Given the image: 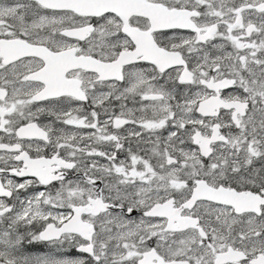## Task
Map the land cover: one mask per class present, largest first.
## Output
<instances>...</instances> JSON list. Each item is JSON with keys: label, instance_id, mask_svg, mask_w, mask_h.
<instances>
[{"label": "snow or ice", "instance_id": "6c2138e0", "mask_svg": "<svg viewBox=\"0 0 264 264\" xmlns=\"http://www.w3.org/2000/svg\"><path fill=\"white\" fill-rule=\"evenodd\" d=\"M0 264H264V0H0Z\"/></svg>", "mask_w": 264, "mask_h": 264}]
</instances>
